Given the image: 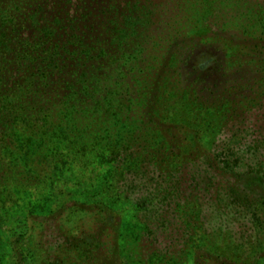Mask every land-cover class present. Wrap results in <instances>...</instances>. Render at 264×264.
<instances>
[{
	"label": "rangeland",
	"instance_id": "374dc122",
	"mask_svg": "<svg viewBox=\"0 0 264 264\" xmlns=\"http://www.w3.org/2000/svg\"><path fill=\"white\" fill-rule=\"evenodd\" d=\"M162 11V66L168 61L190 82L210 75L215 91L231 100L206 109L178 88L160 90L157 118L186 149L182 158L166 153L158 167L139 146L150 138L127 121L129 145L56 164L30 159L38 181H10L0 199V264H55L57 253L67 261L65 236L96 238L97 256L110 264H129L134 250L185 251L186 264L208 252L232 262L225 264H264V51L249 40L263 36L264 0H168ZM257 17L260 35L238 32ZM164 74L161 67L149 73ZM180 216L192 220L188 227Z\"/></svg>",
	"mask_w": 264,
	"mask_h": 264
},
{
	"label": "trees",
	"instance_id": "16d2710c",
	"mask_svg": "<svg viewBox=\"0 0 264 264\" xmlns=\"http://www.w3.org/2000/svg\"><path fill=\"white\" fill-rule=\"evenodd\" d=\"M167 4L168 0H0V199L10 181H38L27 163L30 159L56 164L68 155L129 145L123 141L133 136L126 121L136 123L134 131L140 137L150 138L139 146L147 157H156L153 166L163 164L168 152L184 157L186 144L157 118L160 90L178 88L183 99L206 109L223 106L231 98L215 91L210 75L190 82L168 61L162 66L168 35L157 32H162V8ZM260 20L241 24L238 32L260 35L253 29ZM249 40L264 51V31L262 37ZM188 57L177 59V64ZM159 67L162 77L149 75ZM160 127L165 129L156 146ZM89 239L65 236L64 254L71 258L65 261L57 253L55 264H110L97 256L99 241ZM15 252L22 254L18 248ZM197 255L194 264L232 263L210 252ZM126 257L129 264L188 261L185 251L143 255L134 250Z\"/></svg>",
	"mask_w": 264,
	"mask_h": 264
}]
</instances>
